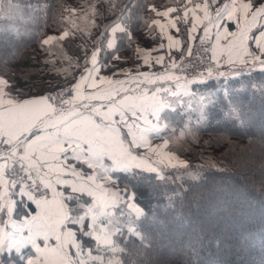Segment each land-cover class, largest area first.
I'll list each match as a JSON object with an SVG mask.
<instances>
[{
    "label": "snow or ice",
    "instance_id": "obj_1",
    "mask_svg": "<svg viewBox=\"0 0 264 264\" xmlns=\"http://www.w3.org/2000/svg\"><path fill=\"white\" fill-rule=\"evenodd\" d=\"M50 8L0 0V264H158L146 225L161 193L182 217L213 110L229 144L233 130L254 141L234 98L264 105V0L61 2L56 33H36L33 79L19 41ZM125 41L134 66L118 55ZM203 255L193 247L188 264ZM237 256L264 264V244Z\"/></svg>",
    "mask_w": 264,
    "mask_h": 264
},
{
    "label": "trees",
    "instance_id": "obj_2",
    "mask_svg": "<svg viewBox=\"0 0 264 264\" xmlns=\"http://www.w3.org/2000/svg\"><path fill=\"white\" fill-rule=\"evenodd\" d=\"M46 2L51 5L47 26L41 14L31 26L33 35L19 41L23 51L22 60L32 67L33 79L41 75L36 69L43 67L39 63L41 49L36 33L43 31L55 34L59 17L54 12L59 3L72 4L77 0ZM127 2L123 0V3ZM139 36L140 32L134 34V43ZM138 43L141 46L150 44L151 38H140ZM34 51L36 55L32 58ZM118 54L125 57L132 55V48L126 41L122 42ZM237 90L241 95L234 99L242 106L246 119L251 121L249 131L254 141L249 145L246 138L233 130V143L229 144L220 133L231 128L230 120L219 108L213 110V123L200 132L201 143L209 142L205 145L208 150L203 153L202 159L196 157L192 161L198 166L199 177L196 180L185 177L187 183L184 186L187 188L191 184V190L187 194L182 217L164 209V195L161 193L158 220L146 225L154 237L152 252L158 264H188L193 247L203 249L202 258L206 264H235L242 245L247 244L258 251L264 244V144L261 143L264 135V105L259 98L251 97L250 93L244 94L243 89ZM152 204L155 205V200ZM162 237L174 239L176 243L168 247L167 240L162 241ZM208 245L211 247L208 248Z\"/></svg>",
    "mask_w": 264,
    "mask_h": 264
},
{
    "label": "crops",
    "instance_id": "obj_3",
    "mask_svg": "<svg viewBox=\"0 0 264 264\" xmlns=\"http://www.w3.org/2000/svg\"><path fill=\"white\" fill-rule=\"evenodd\" d=\"M172 31H174V30H172ZM157 33H158V30H157ZM195 45V44H194ZM141 46V45H140ZM121 58H123V59H126L127 60V63H128V65L129 66H134V65H132V60L131 59H129V57H125L123 54H118Z\"/></svg>",
    "mask_w": 264,
    "mask_h": 264
},
{
    "label": "built area",
    "instance_id": "obj_4",
    "mask_svg": "<svg viewBox=\"0 0 264 264\" xmlns=\"http://www.w3.org/2000/svg\"><path fill=\"white\" fill-rule=\"evenodd\" d=\"M193 55H195V48H194V53H193ZM189 59H192V57H190Z\"/></svg>",
    "mask_w": 264,
    "mask_h": 264
},
{
    "label": "rangeland",
    "instance_id": "obj_5",
    "mask_svg": "<svg viewBox=\"0 0 264 264\" xmlns=\"http://www.w3.org/2000/svg\"><path fill=\"white\" fill-rule=\"evenodd\" d=\"M78 39V38H77ZM194 48H195V45H194ZM33 73L31 72V75H32Z\"/></svg>",
    "mask_w": 264,
    "mask_h": 264
}]
</instances>
